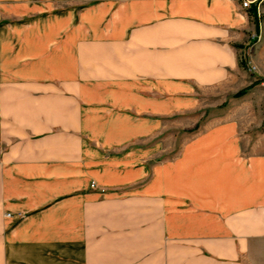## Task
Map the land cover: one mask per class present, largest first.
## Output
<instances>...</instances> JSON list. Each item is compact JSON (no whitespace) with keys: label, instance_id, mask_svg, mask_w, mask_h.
Instances as JSON below:
<instances>
[{"label":"crops","instance_id":"crops-1","mask_svg":"<svg viewBox=\"0 0 264 264\" xmlns=\"http://www.w3.org/2000/svg\"><path fill=\"white\" fill-rule=\"evenodd\" d=\"M249 2L0 0V264H260Z\"/></svg>","mask_w":264,"mask_h":264},{"label":"rangeland","instance_id":"rangeland-1","mask_svg":"<svg viewBox=\"0 0 264 264\" xmlns=\"http://www.w3.org/2000/svg\"><path fill=\"white\" fill-rule=\"evenodd\" d=\"M256 13V21H257V31H254L252 36L251 42L249 43V59H246V54L243 52V56L240 53L238 56L239 62L241 65V71L243 78L245 79L247 76L257 79L262 76L264 80V0H260L258 6H253ZM253 67V69H251ZM251 78V80H252ZM241 80L235 83V86L241 84ZM253 82V81H252ZM245 86V85H244ZM244 86H240L242 88ZM239 88H235V91ZM218 89V88H217ZM234 91V92H235ZM224 93L218 92L217 94L204 97L203 96V105L205 107L202 108V118L204 119L207 116H223L225 113L229 116L236 117L241 120L242 122V129L245 132V101L252 102V103H261L260 106H255L253 110H250V113H253L251 116L254 123L257 125L253 126V121L250 122L251 125V133L257 134L259 132H264V122H260L262 119V115H264V93H251L250 96H247L245 92L241 96L233 97L232 94L234 93ZM260 122V123H259ZM202 126L197 124L192 128L186 129L185 133H190L195 130L201 129ZM175 136L177 134V127L170 128V133H174ZM178 140L177 138L171 141V151L170 155L174 153L176 149ZM260 264H264V255H260V259L258 260Z\"/></svg>","mask_w":264,"mask_h":264},{"label":"trees","instance_id":"trees-1","mask_svg":"<svg viewBox=\"0 0 264 264\" xmlns=\"http://www.w3.org/2000/svg\"><path fill=\"white\" fill-rule=\"evenodd\" d=\"M250 12H251V15L253 17V23H254V27H255V32L257 31V21H256V13H255V9L254 7H251L250 8ZM238 46V45H235V47ZM239 65H241V63L239 62ZM256 81H253L251 83H249L248 85L242 87V88H239L238 90H236L232 96L233 97H238V96H241L242 94H244Z\"/></svg>","mask_w":264,"mask_h":264},{"label":"built area","instance_id":"built-area-1","mask_svg":"<svg viewBox=\"0 0 264 264\" xmlns=\"http://www.w3.org/2000/svg\"><path fill=\"white\" fill-rule=\"evenodd\" d=\"M249 4H250L249 0H241V6L242 7L248 8L249 7ZM251 69H253V67H251ZM93 186H94V184L93 183H90V187H93Z\"/></svg>","mask_w":264,"mask_h":264}]
</instances>
